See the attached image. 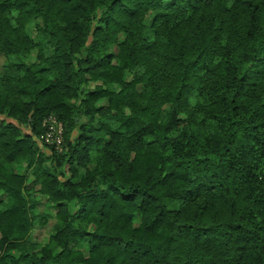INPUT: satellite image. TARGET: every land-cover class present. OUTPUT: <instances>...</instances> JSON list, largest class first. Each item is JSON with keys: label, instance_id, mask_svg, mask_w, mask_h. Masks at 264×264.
I'll return each mask as SVG.
<instances>
[{"label": "trees", "instance_id": "obj_1", "mask_svg": "<svg viewBox=\"0 0 264 264\" xmlns=\"http://www.w3.org/2000/svg\"><path fill=\"white\" fill-rule=\"evenodd\" d=\"M0 264H264V0H0Z\"/></svg>", "mask_w": 264, "mask_h": 264}, {"label": "built area", "instance_id": "obj_2", "mask_svg": "<svg viewBox=\"0 0 264 264\" xmlns=\"http://www.w3.org/2000/svg\"><path fill=\"white\" fill-rule=\"evenodd\" d=\"M61 132L62 124L54 119H51L44 135V141L49 144H55L56 147H58L61 141Z\"/></svg>", "mask_w": 264, "mask_h": 264}, {"label": "rangeland", "instance_id": "obj_3", "mask_svg": "<svg viewBox=\"0 0 264 264\" xmlns=\"http://www.w3.org/2000/svg\"><path fill=\"white\" fill-rule=\"evenodd\" d=\"M33 32V30L31 31ZM48 230L50 232V228L48 226H45L41 229H36L33 232V237L36 238L39 241H43L46 239L47 235H48Z\"/></svg>", "mask_w": 264, "mask_h": 264}]
</instances>
